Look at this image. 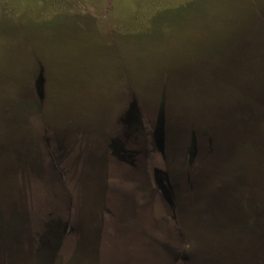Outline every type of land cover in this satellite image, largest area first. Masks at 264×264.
<instances>
[{
  "label": "rangeland",
  "instance_id": "374dc122",
  "mask_svg": "<svg viewBox=\"0 0 264 264\" xmlns=\"http://www.w3.org/2000/svg\"><path fill=\"white\" fill-rule=\"evenodd\" d=\"M254 1L0 0V264H109L113 232L118 237L139 220L147 225L139 235L179 238L162 264H188L192 256L264 264V238L256 232L264 225L256 221L264 215V115L256 121L251 113L246 130L231 131L220 158L201 155L202 139L190 129L213 92L240 90L244 79L257 89V71L242 73L238 60L233 82L218 74L234 42L246 39ZM170 120L188 125L183 149L189 163L200 158L201 177L222 172L245 182L241 194L255 215L249 232L236 228L233 236L229 208L212 201L196 197L184 206L180 199L179 206L178 188L155 152V136L165 141ZM72 133L89 140L79 155ZM88 156L96 165L78 173ZM112 174L151 191L138 214H126L127 203L103 190L102 201L96 190L102 179L115 187ZM96 217L97 243L79 242L76 221ZM224 223L232 226L221 229ZM133 248L122 252L139 256Z\"/></svg>",
  "mask_w": 264,
  "mask_h": 264
},
{
  "label": "trees",
  "instance_id": "16d2710c",
  "mask_svg": "<svg viewBox=\"0 0 264 264\" xmlns=\"http://www.w3.org/2000/svg\"><path fill=\"white\" fill-rule=\"evenodd\" d=\"M249 9H253L250 10L252 16L248 19L250 21L245 22L242 28V32L245 33L246 39L234 42L231 54L229 55L230 58H228L229 60L227 59L228 62L218 74L220 77L222 76L225 83L229 84L233 82L230 77L232 76V71H234L233 68L236 67V62L238 60L245 69L242 70V73H249L251 66L255 69L254 71H257L256 76L260 83L257 89H255L254 79L251 77L252 80L244 79L238 82V87L241 88L240 90H238L237 87L233 88L234 86H229L227 93L222 90L215 94V97L213 92L209 99V107L204 108L205 112L202 114V117L198 116L194 118V121L196 122V120H198V123L195 124V122H191L193 125L190 127V129L198 134L204 144L203 146L200 145L201 155L205 154L209 157L213 156L214 158H220L223 151H227L232 143V140L228 139L231 131L239 130V132H242L246 130L245 128L250 121L249 117L251 113H256V121L264 115V0H255L249 5ZM250 48L253 49V51ZM237 56H239L240 59H237ZM249 83H251L252 86H250ZM221 93L223 96L226 95L227 101L223 102L221 100ZM235 97H237V104L236 101H234L236 100L234 99ZM170 122V126L168 124L167 127L170 129V133L168 132L165 137L163 150L160 151L158 148L155 149V152L159 153L161 161L168 166V172L166 173L168 178L170 177L171 180H175L177 182L176 186L180 189H190V184H192L193 190L201 194L200 199L209 201L211 198L216 197H214L213 194L225 193L228 199H231V202L226 200L227 203L236 205L237 202L235 198L239 197V205L241 208L235 206L236 208L233 209V213L242 224L240 228H242L243 231L239 233V230H233L236 229L233 228L229 230V232L232 233L233 236H237V233H239L238 235H244L249 232L251 223H248V219L254 221L255 215L248 209V196L241 194V190L246 187L244 186L245 182L235 175H227V177H224L221 175L222 172H213L210 175L201 177L200 158L189 163L186 151L183 149L186 143L183 127L187 128L188 125L187 127L186 125H181L179 123L180 121L178 122L176 120L175 122L170 120ZM83 135H86V133ZM69 141L74 144V149L77 148V155H79L78 153L84 146L83 144L87 143L89 140L86 136H78L76 138L72 133ZM95 153L101 157V154ZM92 158L93 157L90 158L88 156L82 159L80 168L77 169V171H79V173H86L90 165L93 166L95 163ZM225 181H229V183H224ZM261 219H264V215L258 216V220H255L259 221ZM256 232L257 235L264 238V225H260L259 228L256 229ZM243 235L241 237L242 239L244 238Z\"/></svg>",
  "mask_w": 264,
  "mask_h": 264
},
{
  "label": "flooded vegetation",
  "instance_id": "af4514ba",
  "mask_svg": "<svg viewBox=\"0 0 264 264\" xmlns=\"http://www.w3.org/2000/svg\"><path fill=\"white\" fill-rule=\"evenodd\" d=\"M67 153H68V151H67ZM93 161H94V159H93ZM140 163L144 167L145 161L143 160L142 157H141ZM94 165H96V164L94 163ZM90 166H92V165H90ZM93 171L94 170H91V172H93ZM91 174H93V173H91ZM135 174H137V173L135 172ZM145 175H147V174H145ZM113 178L117 179L116 180L117 183L115 182V185H116L115 187H111V186L106 185L104 183V182H106V179H102L101 184H100V186H102L101 187L102 189L96 190V191H100L102 193V201H105L103 198L104 197V193L102 192V190H103L105 193H111L113 198L117 197L116 199L119 201H121V199H123L127 203L126 214L129 211L138 214V209L142 210L145 208L147 201H148V199H150V195H151L150 194L151 191L148 188L146 190H144L145 188L144 189L141 188V186L138 185V184H140L138 179L133 178V177L127 178V179H120L118 177V175L115 174V175H113ZM127 180H129L130 182H132L135 185L134 189L133 188L132 189L131 188L122 189L121 184H124V182ZM170 180H171V178L169 179V181ZM144 181H146V179ZM170 182L171 183L173 182L174 184L177 185V182L175 180H171ZM190 185H191L190 189H180L177 186V188H178L177 189V192H178L177 197H178L179 206H180V199H181V202L184 204V206H186V203L188 201L192 202L196 199V197H200L201 194L197 193L196 190H193L192 184H190ZM117 186H118V188H117ZM213 195H214V197L215 196L216 197L211 198L209 201L214 202V206H216L218 208L219 207H222V208L225 207L226 210L229 208L228 212L232 214L233 221H235V223H236L233 228H237V227L240 228L242 224L240 223V221H238L237 217L233 213L234 208H236V207L241 208V206L239 205V197L235 198V201L237 202V204L233 205L231 203L232 204V206H231V204L227 203V201H226V200H229L231 202V199H228V197L225 195V193L216 194V195L213 194ZM229 197H231V196H229ZM115 198H114V200H115ZM191 204L188 203L187 207L190 208L192 206ZM144 212H142L141 214H143ZM128 218H130V217L129 216L126 217V219H128ZM94 221H95V223H87V221L85 223L83 220H79V219L76 221L75 229H76V233L78 234L77 238H79V242L81 240H84V239L85 240L90 239L93 242V244H95V242L97 243L96 238L93 237V235L95 233H93V232L91 233V231H92V228H95L97 226V224H98L99 229H100L101 222H100V220H97V217L95 218ZM126 221L128 222V220H126ZM231 226L232 225L224 223L220 226V228L225 229V228H228ZM142 227H143V230H145L147 228L145 220H142V221L139 220V227L137 226V228H139V230H137V228L135 226L130 227L128 225H125V227L120 232L118 237H116L114 232H113V235H112L113 237L111 236V238H113L112 241L113 240H118V241L112 242V241H110L111 238L109 239V241L112 242V250H113V254L109 258V264H162V262H166V261H169L170 259H172L171 258L172 254L169 253V249H170L171 245L174 246L175 244L180 243L179 238L176 237L174 235V233L171 234V236H169V234H167V232H162L163 237H160V238H157L155 236H151L149 234V232H148L147 236H145V235L142 236L141 233L139 235V232L142 230ZM256 229H257V225H256ZM85 230H87V231H85ZM89 231L91 233V237L87 236L85 238L84 234L86 232H89ZM98 235H99V233H97V236ZM231 238H235V237H231ZM97 239H98V237H97ZM90 240H88V241H90ZM120 244H122L124 246H133L134 247L133 249H135V252L139 253V256H137L138 258L135 257L134 255H132L131 253L128 254L126 252V250H125V253L122 252V248H124V246H120ZM128 255H130V256H128ZM188 261H189L188 264H211L212 259L211 258H204L203 260L202 259L196 260L192 256L190 259H188ZM209 261H210V263H209ZM236 261H237V259L234 262H236Z\"/></svg>",
  "mask_w": 264,
  "mask_h": 264
},
{
  "label": "water",
  "instance_id": "95a60500",
  "mask_svg": "<svg viewBox=\"0 0 264 264\" xmlns=\"http://www.w3.org/2000/svg\"><path fill=\"white\" fill-rule=\"evenodd\" d=\"M155 142L157 145V148L162 151L164 146V139L161 138L159 135L155 136Z\"/></svg>",
  "mask_w": 264,
  "mask_h": 264
}]
</instances>
